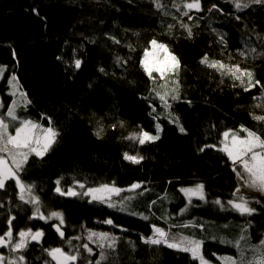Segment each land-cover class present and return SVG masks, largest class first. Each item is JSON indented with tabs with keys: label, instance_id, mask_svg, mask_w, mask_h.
<instances>
[{
	"label": "trees",
	"instance_id": "obj_1",
	"mask_svg": "<svg viewBox=\"0 0 264 264\" xmlns=\"http://www.w3.org/2000/svg\"><path fill=\"white\" fill-rule=\"evenodd\" d=\"M188 2L0 0V67L6 68L0 75V115L12 133L21 120L49 126V118L60 133L45 155L29 157L19 176L34 186L44 213L63 214V238L50 223L31 220L14 180L0 192V235L12 217L14 238L26 228L44 231L41 242L21 250L27 264H56L46 251L52 248L77 255L70 264H199L189 252L146 243L153 226L177 240H202L213 264H223L218 258L224 256L239 260L238 240L245 264L257 255L253 246L264 240V201L252 204L254 197H245L254 211L243 215L228 204L237 200V179L219 148L222 134L241 126L264 138V121L253 118L264 116V2L240 0L248 7L238 9L236 0H200V10L187 9ZM152 40L178 58L177 74L150 77L145 71L142 61ZM205 56L239 65L259 84L245 91L246 77L241 86L202 63ZM13 75L19 81L15 96ZM158 92L168 93L170 107ZM13 101L19 102L15 121L6 115ZM157 124L158 140L140 144L129 138L141 130L156 135ZM125 153L143 159L133 163ZM58 180L63 191L74 183L122 191L110 198L116 207H109L88 196L58 193ZM133 184L140 187L131 189ZM198 184L204 198L187 199L181 190ZM90 231L108 233L114 247L98 237L89 240Z\"/></svg>",
	"mask_w": 264,
	"mask_h": 264
},
{
	"label": "snow or ice",
	"instance_id": "obj_2",
	"mask_svg": "<svg viewBox=\"0 0 264 264\" xmlns=\"http://www.w3.org/2000/svg\"><path fill=\"white\" fill-rule=\"evenodd\" d=\"M255 3L264 2V0H253ZM236 8L248 7L247 4H242L240 0H236ZM185 7L189 10L196 9L200 10L201 4L200 0H191L185 4ZM187 14V13H185ZM189 34L191 30L189 29ZM151 45L154 49H158L160 56L153 60L150 65L147 61L149 56L148 51H145V60L142 61V64L145 68V71L151 77L153 72L159 73L161 78H165L169 73L177 74L179 70V60L174 55L169 53L167 45L159 44L156 40L151 41ZM202 63L208 64L209 67L216 68L222 72L224 75H230L234 80H238L240 85L245 84V77L247 78V87L245 91H248L250 88L255 87L259 84V81H253V73L241 69L239 65H226L221 61H211L209 62L207 56L204 57ZM81 61L76 60L75 66L80 67ZM6 71V68L0 67V75ZM178 85V81L174 82ZM9 84L13 87L14 91L11 93L13 96L17 95L19 91V81L15 75L9 80ZM174 92H178V88L173 89ZM161 101L167 105L166 97L167 92L164 94L157 93ZM19 96L22 101H26V94L19 92ZM178 94L173 95L172 99H178ZM30 103V101H27ZM19 106L18 101H13L12 105L8 107L6 115L11 118V121L18 119L16 115V108ZM254 119L264 121V116H254ZM178 123V118L176 121ZM10 121L6 122L4 116L0 115V189L5 188L6 182L14 180L16 186L20 190V199L25 200L24 193L27 192L31 197L28 203H33L37 205L33 216H39L40 219H49L51 217H56L59 219V224L55 225L56 231L59 233L61 238L64 237V232L61 230L60 225L64 223L63 214L60 212H52L49 217H45L43 213L40 212L39 208V197L32 196L33 185H25L19 176V173L23 171L24 165L27 164L28 159L31 155H36L42 157L45 155L56 142L60 133L51 127V121L49 118V126L43 127L41 124L31 121V120H21L19 126L15 127L14 134L9 131ZM161 131L160 126H156V135H152L149 132L141 130L139 134H134L129 137L130 139H138L140 144H144L148 141H155L159 139V132ZM180 131H184V128L181 127ZM244 133V135H241ZM99 132L97 135L99 136ZM223 139L220 141L219 150L224 152L229 160L232 163L233 171L236 172L237 177L242 181L243 186L256 189L261 193H264V138L257 135L256 132L251 131L243 126L239 130L225 131L223 134ZM205 147H216V145H206ZM203 151V149H201ZM124 158L132 161L133 163H139L143 159L142 156H130L128 153L124 154ZM239 169V170H237ZM56 191L62 195L77 196L81 195L74 191L72 188H69L66 192L63 191L60 187V181L57 182ZM81 188L84 187L83 184L80 185ZM139 184H133L132 189L139 188ZM204 186L198 184L195 188L182 189L186 195H199L201 199L204 198L203 193ZM122 191L121 189L116 188L115 186H109L103 184L98 188H88L86 192L82 193L84 196H91V199L94 201L106 202L109 204V207H116L115 204L110 203L111 194H119ZM240 193V188L236 189L237 195ZM217 204L221 202L216 201ZM228 204L232 206L236 211L243 214H251L254 209L248 206L249 201L243 196L238 195L237 200H230ZM123 210V209H121ZM147 219V217H144ZM15 219L12 217L8 220V231L3 235H0V247H10L12 252H19L28 247L30 241H39L43 237L44 233L40 230L32 231L28 229L26 231L21 230L18 232V239L13 238L12 231V220ZM105 223L111 224V220L105 221ZM187 227V225H185ZM154 232L153 236L146 238V243L151 244H167L170 248H175L184 252L191 253L193 259L198 260L199 264H211V261L207 260L203 254V241L196 240L190 237L181 236L179 240L176 237H170L169 233L162 228L153 226ZM94 237H98L100 241H109L107 247H114L115 238L110 237L108 233H95L89 232L88 239L93 240ZM79 239V237H76ZM241 240H244L245 237H241ZM224 242V241H222ZM101 248L104 247L103 243L99 245ZM235 246L240 249L241 258L239 260L233 257H219L223 264H245L243 259L244 250L240 248V241L235 242ZM256 249L257 255L254 258L247 262V264H264V240L260 241L259 246H253ZM83 248L91 253L93 250L84 244ZM48 255L52 258L56 264H69V262H75L78 257L77 255H72L65 252L62 248H52L46 249ZM101 258L103 259V252H101ZM7 258L3 255H0V264H5ZM25 258L20 255L17 258L8 259L7 264H23ZM99 264V261H97Z\"/></svg>",
	"mask_w": 264,
	"mask_h": 264
},
{
	"label": "rangeland",
	"instance_id": "obj_3",
	"mask_svg": "<svg viewBox=\"0 0 264 264\" xmlns=\"http://www.w3.org/2000/svg\"><path fill=\"white\" fill-rule=\"evenodd\" d=\"M159 43V42H158ZM160 44V43H159ZM150 49L148 50V53H149V56L147 57V61H148V63L151 65L152 64V62H153V60L154 59H156V58H158L159 56H160V52H159V50L158 49H154L153 48V46L151 45V43H150ZM170 53V52H169ZM171 54V53H170ZM172 55V54H171ZM144 60H145V56H144ZM155 74H158L159 75V73H156V72H153L152 73V75H155ZM10 93H11V90H10ZM1 107H2V102H1V100H0V109H1ZM42 125V124H41ZM43 127H48V126H44V125H42ZM14 134V133H13ZM134 134H138V133H134ZM133 134V135H134ZM132 135V136H133ZM222 139H223V137H222ZM221 139V140H222ZM221 146V145H220ZM237 170H239V169H237ZM235 174H236V172H235ZM236 179H237V188L239 187L240 188V193L239 194H237L236 196V198L238 199V195H243L244 197H247V196H253L254 197V199H253V201H252V204H255L256 202H258V201H264V193H261L260 191H258V190H256V189H253V188H249V187H246V186H243V184H242V181L237 177V175H236ZM80 185H81V183H74L73 185H71V186H68L67 187V189H66V191L69 189V188H72L74 191H76V192H78V193H81V195H82V193H84V192H86L87 191V189H85L84 187L83 188H81L80 187ZM110 186V185H109ZM195 186L196 185H194V187H188V188H195ZM98 187H100V186H97V187H91V188H98ZM131 188V187H130ZM188 188H183V189H188ZM4 189V188H3ZM3 189H0V192L3 190ZM119 189V188H118ZM132 189V188H131ZM122 190V189H121ZM126 190V189H125ZM65 191V192H66ZM182 191V190H181ZM18 192H19V194H20V190H19V188H18ZM121 192V191H120ZM120 192H119V194H120ZM182 193H183V195L187 198V199H191L192 197H200L199 195H186L185 194V192L184 191H182ZM1 194V193H0ZM19 194H18V196H19ZM119 194H115V193H113V194H111V198L112 197H115V196H118ZM24 195H25V201H28L31 197L29 196V194L27 193V192H25L24 193ZM32 196H34V195H32ZM67 196H69V195H67ZM84 196V195H83ZM87 197V196H86ZM89 197V199L90 200H92L91 199V196H88ZM94 201V200H93ZM27 204V206L29 207V208H31V211H30V216L32 215L33 216V213L35 212V210H36V207H37V205H35V204H33V203H26ZM39 208H40V212L41 213H43V215L45 216V217H49V215H50V213H52V212H57V211H49V212H47V213H44L43 211H42V209H41V204H40V201H39ZM38 216V215H37ZM38 219L41 221V222H44V223H46V224H48V223H54V222H56V223H58L59 224V219L58 218H56V217H51V218H49V219H40L39 218V216H38ZM112 221V220H111ZM107 224H109V223H107ZM24 231H26V230H24ZM33 231V230H32ZM95 233H103V232H95ZM151 236H153V233H152V235ZM14 238V237H13ZM14 239H18V236L16 237V238H14ZM30 242H32V241H30ZM29 242V243H30ZM6 252L5 253H3L2 252V250L0 251V255H3V256H5L7 259L5 260V264H7V260L8 259H13V258H17L18 256H20L21 255V250L19 251V252H12V250H11V248L10 247H6ZM225 257V256H224ZM199 262V261H198ZM71 262H69V264H70ZM23 264H27L26 263V259L24 260V262H23ZM211 264H213V263H211Z\"/></svg>",
	"mask_w": 264,
	"mask_h": 264
},
{
	"label": "flooded vegetation",
	"instance_id": "obj_4",
	"mask_svg": "<svg viewBox=\"0 0 264 264\" xmlns=\"http://www.w3.org/2000/svg\"><path fill=\"white\" fill-rule=\"evenodd\" d=\"M33 217H35V218H33ZM31 218H32L31 220H32L33 222H34V221H39V222H41V221L38 219V216H32V215H31ZM51 225H52V223L50 224L49 227H50V229L52 230ZM28 229H32V228H26V229H23V230H28ZM32 230H33L34 232L37 231V230H40V231H42V232L44 233V231H43L40 227H36L35 229H32ZM42 238H43V237H42ZM42 238H41V240H42ZM32 242L39 243V242H41V241L39 240V241H32ZM5 249H6V247H2V248H1V250H2L3 253L6 252ZM1 250H0V251H1ZM3 250H5V252H4Z\"/></svg>",
	"mask_w": 264,
	"mask_h": 264
},
{
	"label": "water",
	"instance_id": "obj_5",
	"mask_svg": "<svg viewBox=\"0 0 264 264\" xmlns=\"http://www.w3.org/2000/svg\"><path fill=\"white\" fill-rule=\"evenodd\" d=\"M33 218H35V217H33ZM55 225H58V223H53L52 225H51V228H52V230L54 231V232H56L57 234H59L57 231H56V228H55ZM61 228V227H60ZM60 236V235H59ZM61 237V236H60ZM1 248L2 247H0V250H1Z\"/></svg>",
	"mask_w": 264,
	"mask_h": 264
}]
</instances>
